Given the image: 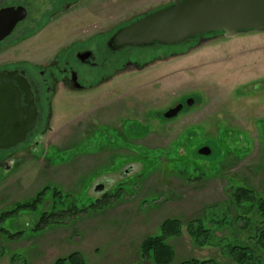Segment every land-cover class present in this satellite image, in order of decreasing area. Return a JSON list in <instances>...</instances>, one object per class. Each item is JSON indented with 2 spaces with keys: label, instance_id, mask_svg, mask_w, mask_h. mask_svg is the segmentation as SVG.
<instances>
[{
  "label": "rangeland",
  "instance_id": "obj_1",
  "mask_svg": "<svg viewBox=\"0 0 264 264\" xmlns=\"http://www.w3.org/2000/svg\"><path fill=\"white\" fill-rule=\"evenodd\" d=\"M172 1L79 3L23 43L2 51L0 62L45 64L70 43L106 30L116 20L108 18L110 12L119 21ZM89 12L108 13L96 20ZM137 55L145 57L146 52ZM191 93L200 97V104L178 123L152 128L133 119L153 118V109ZM58 97L53 131L47 132L41 149L23 151L10 161L8 171L0 169V215L46 186L70 194L67 205L74 200L79 209L91 210L97 199L115 197L119 190L121 199L109 198L105 210L65 219L40 234L31 232L39 212L5 220L0 229L25 233L8 239L0 232V264H54L74 252L88 264H150L142 261L140 246L169 219L183 224L182 235L169 240L173 264L192 259L234 264L219 246L196 247L186 225L210 220L212 212L233 215L234 187L264 193V32L234 38L214 34L178 60L119 77L92 92H60ZM190 124L209 126L187 128ZM205 146L212 155L198 157ZM45 198L57 201L52 191ZM216 237L231 238L225 230Z\"/></svg>",
  "mask_w": 264,
  "mask_h": 264
},
{
  "label": "flooded vegetation",
  "instance_id": "obj_2",
  "mask_svg": "<svg viewBox=\"0 0 264 264\" xmlns=\"http://www.w3.org/2000/svg\"><path fill=\"white\" fill-rule=\"evenodd\" d=\"M41 1L0 0V11L7 8H23L27 14L26 18L16 25L12 34L0 41V54L2 51L10 47H16L31 38L41 28L43 29L55 22L56 19L62 17L66 12L73 10L79 3L100 0H46L43 8H39ZM172 2L166 5L162 4L152 11L131 14L130 17L119 21H117V15H112V12H89L93 19L95 18L96 20L107 13L108 18L114 19L116 16V20L105 25V27H108L106 30L100 32L95 30V34L89 38H79L70 43L45 64H37L28 60L0 62V74L4 72L8 74L16 73L15 76L12 74L8 79H2V83L17 89L23 111V121L33 120V125L26 133L22 143L13 149L0 150V155H3V158L0 159V169L8 171L10 161L23 151L41 149L45 135L47 132L51 133L53 131L52 121L60 92H63L64 95L92 92L99 86L112 82L119 77L140 75L145 70L166 64L173 59L178 60L187 54L189 50L199 46L198 38L178 46H162L154 43L148 47L133 48L120 47L117 44L115 35L119 31L144 18L146 15L171 5ZM100 26L95 25L93 28L97 29L99 27L98 29H101ZM143 52H146V56L140 58L137 54ZM200 101L201 99L197 94L182 95L166 108L153 109V118L142 116L143 119L140 117H134L133 119L138 126L164 128L172 123L180 122L182 116L195 111L194 109L200 104ZM175 109H180L176 115L172 113ZM149 110L147 111L150 113L151 111ZM169 112L170 117L167 116ZM206 126L209 125H186L187 128ZM25 145L26 149L18 150ZM203 148H209L211 150L210 156L212 155L213 152L210 147L205 146L201 149ZM199 151L198 156L209 157L199 155ZM103 188V185L99 186L96 191ZM51 206L52 201L45 200L43 208L51 210Z\"/></svg>",
  "mask_w": 264,
  "mask_h": 264
},
{
  "label": "trees",
  "instance_id": "obj_3",
  "mask_svg": "<svg viewBox=\"0 0 264 264\" xmlns=\"http://www.w3.org/2000/svg\"><path fill=\"white\" fill-rule=\"evenodd\" d=\"M210 36L206 35L205 37ZM195 178L197 179V177ZM48 191H52L53 198L57 200L52 202L51 210L43 208L44 202L47 200L45 195ZM121 193L122 191H117L115 197L104 194L95 201L94 208L91 210L79 209L75 206L74 200L70 201V205H67V201L71 198L70 194L65 195L55 188L46 186L35 197L18 203L10 212L1 214L0 224L14 216L33 215L35 212H39L37 224L31 229V232L40 234L54 225L60 226L65 219L76 220L81 214L105 210L110 204L109 198L121 199ZM230 199L234 208L233 215L227 216L225 211L212 212L210 220L197 219L186 225L193 244L199 248L219 246L224 255L234 264H264L262 260L264 255V193L261 194L252 188L240 185L232 188ZM182 229L183 224L180 220L169 219L164 221L159 227L157 235L148 237L141 244L139 252L142 261L150 264H173L175 253L169 245V240L181 236ZM223 230L229 231L231 238L219 239L216 237L217 232ZM0 232L7 234L8 239L25 233L23 231L13 235L3 229H0ZM54 264L88 263L81 253L74 252L68 256L58 258ZM181 264L220 263L216 260L199 261L192 259Z\"/></svg>",
  "mask_w": 264,
  "mask_h": 264
},
{
  "label": "water",
  "instance_id": "obj_4",
  "mask_svg": "<svg viewBox=\"0 0 264 264\" xmlns=\"http://www.w3.org/2000/svg\"><path fill=\"white\" fill-rule=\"evenodd\" d=\"M0 12V41H3L27 14L23 8H7ZM248 32H264V0H174L171 5L119 31L115 40L120 47L133 48L154 43L178 46L196 38L201 45L206 35L234 38ZM12 74H0V150L17 147L33 125V120L23 121L17 89L2 83V79ZM179 111L170 112L176 115ZM210 154L209 148L199 151L201 156Z\"/></svg>",
  "mask_w": 264,
  "mask_h": 264
}]
</instances>
